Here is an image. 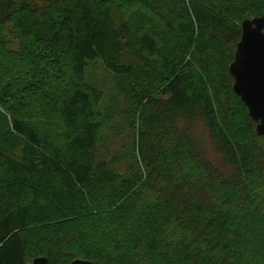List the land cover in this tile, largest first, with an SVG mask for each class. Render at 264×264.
<instances>
[{"label":"trees","instance_id":"1","mask_svg":"<svg viewBox=\"0 0 264 264\" xmlns=\"http://www.w3.org/2000/svg\"><path fill=\"white\" fill-rule=\"evenodd\" d=\"M263 13L264 0H0V264L264 256L249 197L264 136L228 69L241 23ZM96 61L134 133L110 160Z\"/></svg>","mask_w":264,"mask_h":264},{"label":"rangeland","instance_id":"2","mask_svg":"<svg viewBox=\"0 0 264 264\" xmlns=\"http://www.w3.org/2000/svg\"><path fill=\"white\" fill-rule=\"evenodd\" d=\"M95 65L91 66L86 73V79L88 83L94 87L103 90L105 98L101 104V113L104 120L103 128L100 134L99 154L107 156L108 160L113 158L115 152H121L126 147V152L131 154L132 141L134 133L130 128L131 119H126L122 115L123 98L118 94L115 80L101 65L99 61L95 62ZM100 63V64H99ZM125 146V147H124ZM114 169L121 171L123 163H114ZM251 188L249 192L250 201L255 211H251L254 214L258 213L260 209H264V178H255L250 182ZM248 192V193H249ZM259 209V211H258ZM252 213V214H253ZM250 217V218H249ZM246 217V224L251 233L259 237L264 230L261 229L260 225L253 219L252 216ZM259 250L264 254V242ZM259 252V253H260ZM247 264H264V256L256 258L255 253H251L246 261Z\"/></svg>","mask_w":264,"mask_h":264},{"label":"water","instance_id":"3","mask_svg":"<svg viewBox=\"0 0 264 264\" xmlns=\"http://www.w3.org/2000/svg\"><path fill=\"white\" fill-rule=\"evenodd\" d=\"M228 69L233 92L256 123V134L264 136V13L241 23L240 41ZM27 264H48V260L36 257ZM70 264L95 263L76 259Z\"/></svg>","mask_w":264,"mask_h":264}]
</instances>
